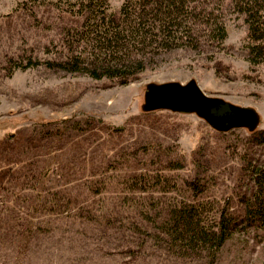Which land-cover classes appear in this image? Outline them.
Wrapping results in <instances>:
<instances>
[{"label":"rangeland","instance_id":"rangeland-1","mask_svg":"<svg viewBox=\"0 0 264 264\" xmlns=\"http://www.w3.org/2000/svg\"><path fill=\"white\" fill-rule=\"evenodd\" d=\"M21 1L0 0V141L8 135L21 137L18 155L24 158L23 140L35 136L40 124L91 116L102 120L94 125L99 128L97 137L105 135L107 126L114 134L108 141L107 154L115 160L112 164L116 169L110 167L108 171V188L93 195L87 204L92 220L74 213L52 216L40 211L36 191L26 187L34 181L29 174L22 177V171L19 182L25 186L13 185L0 194V264H208L206 259H177L159 246L153 219L142 218L136 204H146L143 198L149 195L128 194L118 173L138 172L142 165L149 167L148 163L141 165L140 160L131 159L125 167L120 154L148 142L162 144L168 148L161 152L164 166L166 160L178 159L182 167H165L164 172L175 178L179 187L173 193H154V200L188 198L191 192L182 180L189 181L198 173L195 180L205 188L199 197L229 206L237 217L242 216L241 200L252 186L248 164H264L260 134L251 136L244 128L217 132L195 114L146 112L144 105L149 85L195 81L208 96L253 108L258 116L254 130H264V57L259 63L249 61L244 17L226 14L227 37L221 47L205 45L200 50L176 48L164 52L135 81L113 85L107 79L96 80L43 65L15 68L29 57L42 60L55 56L46 54L45 47L58 42L55 10L36 6L23 9L19 7ZM123 1L109 0L110 9L118 10ZM51 49L55 52L53 46ZM120 127L124 128L121 133L112 130ZM88 137L83 134L78 142L86 143ZM29 150L36 155L43 148ZM71 154L63 155L65 162ZM164 166L154 165L158 169ZM72 167L78 170L79 164ZM33 171L38 180L37 168ZM60 183L74 185L70 193L82 203L85 193L78 185L83 182L67 178ZM14 191L18 194L13 195ZM215 264H264V230L238 225Z\"/></svg>","mask_w":264,"mask_h":264},{"label":"trees","instance_id":"trees-1","mask_svg":"<svg viewBox=\"0 0 264 264\" xmlns=\"http://www.w3.org/2000/svg\"><path fill=\"white\" fill-rule=\"evenodd\" d=\"M34 6L54 9L58 15V42L45 47L46 54L54 53L55 56L42 60L29 57L25 64L15 68L43 65L96 80L107 79L113 85H126L152 67L156 57L164 52L176 48L200 50L205 45L221 47L227 37L224 23L227 13L244 17L249 61L259 63L264 57V0H124L116 11L110 9L109 0H22L19 4L23 9ZM95 122L102 120L91 116L83 120L72 117L40 124L39 130H34L37 131L35 136L28 135L23 140L24 158L18 155V143L22 138L6 136L0 141V194L13 185L23 188L26 183L20 184L19 180L24 171L22 177L29 174L34 181L26 187L36 191L40 211L52 216L74 213L92 220L87 204L93 195H100L108 188V171L110 167L116 169L112 164L115 160L107 154L108 141L114 134L107 126V130H103L105 135L97 137L99 128L94 126ZM112 130L118 134L124 128ZM83 134L89 136L87 140L90 138L91 144L87 140V144L78 142ZM256 134L264 141V130L250 131L251 136ZM38 147L43 148L39 154L29 150ZM167 149L162 144L148 142L140 148L124 151L120 154L124 159L123 166L128 167L131 159H138L141 165L148 163L146 165L151 168L142 165L143 169L138 172L121 170L118 173L128 194L149 195L143 198L146 204L136 203V199L134 202L138 204L142 218L153 219L159 246L168 254L177 259L199 258L215 264L238 225L264 230V164H248L252 186L248 196L241 200L243 214L237 217L229 206H218L199 197L205 188L195 180L198 173L189 181L182 180L191 192L188 198L154 200L151 197L154 193H173L179 187L177 180L164 172L165 167H182L178 159L166 160L164 166L161 152ZM66 152H72L66 157L67 163L63 156ZM42 161L45 163L40 165ZM76 162L78 170L72 167ZM157 164L164 167L155 168ZM67 178L83 182L78 185L85 193L82 203L70 193L74 185L60 183ZM87 195L89 198L85 199ZM126 196L124 194V198ZM152 212L156 214L155 218H152Z\"/></svg>","mask_w":264,"mask_h":264},{"label":"water","instance_id":"water-1","mask_svg":"<svg viewBox=\"0 0 264 264\" xmlns=\"http://www.w3.org/2000/svg\"><path fill=\"white\" fill-rule=\"evenodd\" d=\"M144 109L146 112L167 110L179 114H195L217 132L239 128L253 131L258 123L253 108L236 106L221 98L208 96L195 81L149 85L145 93Z\"/></svg>","mask_w":264,"mask_h":264}]
</instances>
